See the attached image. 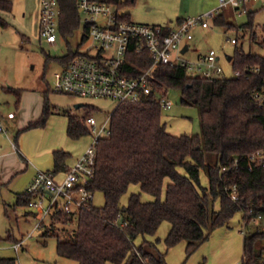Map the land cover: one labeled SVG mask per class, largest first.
<instances>
[{"label": "trees", "instance_id": "1", "mask_svg": "<svg viewBox=\"0 0 264 264\" xmlns=\"http://www.w3.org/2000/svg\"><path fill=\"white\" fill-rule=\"evenodd\" d=\"M102 1L120 5V0ZM59 5V32L67 39L81 23L78 0H59ZM12 8V0H0V11L10 12ZM253 15H249L250 20ZM214 22L233 26L224 13ZM0 26H7L1 14ZM245 26L252 28V21ZM83 40L77 51L61 59L63 65L80 52ZM129 56L139 69L150 65L145 55L130 51ZM233 64L235 69L264 64V56L237 50ZM139 69L132 67V74H139ZM152 84L154 91L148 99L118 104L111 113L110 133L97 145L96 172L85 186L92 192L101 191L104 205L91 202L88 209L73 213L60 209L49 225L43 223L45 235L56 233L58 224L76 223L74 228H64L56 235L58 254L77 264H168L167 251L158 247L160 239H148L164 221L171 225L164 238L167 249L185 241L187 260L237 212L249 220L258 212L264 215V167L255 164L250 169L249 164V155L264 145V105H258L249 95L261 84L260 78H205L190 75L181 64H159L152 70ZM170 88L180 89L182 101L199 108L201 134L176 135L168 130L162 119L164 108L156 101L155 92L167 93ZM85 108L88 114L95 110L94 105ZM52 113L46 101L41 117L24 129L45 126ZM65 114L71 138L92 135L86 122L88 114ZM69 155L63 149L54 151L55 173L68 170ZM202 173L208 179L207 185L202 183ZM166 179L169 182L162 198ZM134 183L141 191L132 193L128 203L122 205V196ZM234 185L237 200L227 190ZM142 191L152 194L153 200L144 201ZM28 202L29 196L22 194L19 204L28 206ZM139 237L143 240L137 243ZM243 246L241 264L259 261L264 256V229L246 234ZM12 263L15 258L0 254V264Z\"/></svg>", "mask_w": 264, "mask_h": 264}, {"label": "rangeland", "instance_id": "2", "mask_svg": "<svg viewBox=\"0 0 264 264\" xmlns=\"http://www.w3.org/2000/svg\"><path fill=\"white\" fill-rule=\"evenodd\" d=\"M12 2V11L1 13L7 20V26H0V103H6L10 109L16 110L18 97L13 89H24L37 92L44 104L46 101L50 103L52 111L57 116H64L68 111L84 116L88 114L85 107L94 105L97 122L103 124L118 106L117 100L75 96L54 90L63 69L61 59L67 57L71 51H77L80 46L85 31L84 21H81L74 35L67 39L59 32L58 40L53 45L40 36L38 16L41 11V0H12ZM218 4L219 0H120V5L116 6V9L120 14L137 23L176 27L179 20L202 15ZM257 9L252 20L248 15L238 16L230 8L224 9L222 13L226 14L233 23L231 27L217 24L214 19H210L209 28L195 27L193 38L189 40L191 49L182 54V57L194 61L197 55L214 49L218 52L220 64L224 68L223 75L234 77V64L228 59V55H234L237 50L264 55V45L258 42L264 37V9L260 7ZM250 21L253 27H246V36L242 37L238 44L231 42L232 37H237L235 25H245ZM253 32L258 36L256 41L251 39ZM167 96L173 102L170 109L162 111V119L166 122L168 130L176 135L201 134L199 108L185 104L180 89L170 88ZM77 103L83 105L77 107ZM10 135H13L12 131ZM87 135L82 142L91 140L90 135ZM202 183L204 185L207 183L204 173H202ZM140 191L139 184H131L122 196L121 204L126 205L130 195ZM141 197L144 201L154 198L152 194L144 191ZM162 198H165V191ZM16 200L13 193L4 196V200L0 197V254L15 258V263L12 264H77L76 261L58 254L56 235L63 233L64 228L69 230L74 228L76 223L58 224L56 233L45 235V226L35 228L38 222L36 210L24 204L18 205ZM92 202L95 206L104 205V194L101 191L93 192ZM242 216L241 211L237 212L227 224L214 230L210 238L188 258L186 264L241 263L244 257L245 235H250L257 229H264V217L244 227ZM51 217L45 218L46 225L51 223ZM170 226L168 221H164L153 236L154 240L160 239L159 247L162 251H166L164 238ZM30 233H32L31 237L28 236ZM24 236H26L24 245L17 252L13 243L15 239ZM185 259L184 241L182 245L169 249L168 264H182Z\"/></svg>", "mask_w": 264, "mask_h": 264}, {"label": "built area", "instance_id": "3", "mask_svg": "<svg viewBox=\"0 0 264 264\" xmlns=\"http://www.w3.org/2000/svg\"><path fill=\"white\" fill-rule=\"evenodd\" d=\"M258 7L264 9V0H219L215 8L199 16L179 20L176 27H170L134 22L120 14L114 4L106 1L78 0L81 21H84L85 27L82 38L84 40L80 52L68 64L63 65L54 90L75 96L114 99L120 104L141 102L151 96L154 91L152 70L159 64H181L192 76L226 77L223 75L224 68L220 64L216 50L201 53L191 61L182 57V54L190 51V45L186 51H183V48L193 38L195 27L209 28L210 19L222 14L224 9L230 8L238 16H249L251 13L255 14ZM60 12L59 0H41L40 36L53 45L58 40ZM235 29L237 37H232L231 42L238 44L240 39L246 36L247 29L244 24L235 25ZM251 39L258 40L255 32L252 33ZM258 42L264 45V37ZM130 51L145 55V59L150 60V65L139 69V65L130 59ZM230 61L233 62V55ZM132 67L141 70L140 73L133 75ZM234 74L237 78L251 76L260 78L261 84L251 89L249 95L255 103L263 106L264 64H249L243 69H234ZM155 99L164 109L173 106L172 100L164 91L155 92ZM4 116L14 117L15 112H5L0 105L1 131H6ZM110 119L111 113L103 124H99L93 114L86 116V122L92 131L91 143L78 160L69 166L61 180L56 178L54 171L37 172L24 192L29 196L28 206L37 212L38 222L35 228L43 227L45 218L60 209L73 213L81 208L90 207L93 192L89 191L85 184L95 175L97 145L101 137L110 133ZM249 164L250 169L255 164L264 167V145L249 155ZM227 190L232 199H238L235 185ZM252 212L258 211L253 209ZM261 217L264 215L258 212L250 220L243 218L244 227L249 222H258ZM28 236L31 237L32 233ZM25 239L26 236L13 244L17 252ZM254 264H264V256Z\"/></svg>", "mask_w": 264, "mask_h": 264}, {"label": "crops", "instance_id": "4", "mask_svg": "<svg viewBox=\"0 0 264 264\" xmlns=\"http://www.w3.org/2000/svg\"><path fill=\"white\" fill-rule=\"evenodd\" d=\"M2 12L4 11H0V14ZM38 18L40 19V13ZM14 93L18 97L16 110L10 109L6 103H0L5 112H15L14 117L4 116L3 122L6 131L0 130V197L4 200V196L13 193L17 198L16 204L21 205L19 204L20 196L24 194L37 172L39 170L55 171V150L63 149L69 152L70 155L66 163L71 166L85 151L92 140V135L89 134L91 140L88 142H82L88 135L78 139L71 138L68 135V116L66 114L57 116L55 113L50 115L45 126L32 127L25 130L24 128L30 122L36 121L41 117L44 103L37 92L17 89L16 91L14 90ZM91 114L95 116L94 112ZM10 131H12L13 135H10ZM64 174L65 170L58 171L56 172V178L61 180ZM168 182L169 179H166L164 191ZM148 239L154 241L153 236H148ZM142 240L143 238L139 237L137 243ZM182 243L183 241L177 245H182ZM169 249L166 247L167 254Z\"/></svg>", "mask_w": 264, "mask_h": 264}, {"label": "water", "instance_id": "5", "mask_svg": "<svg viewBox=\"0 0 264 264\" xmlns=\"http://www.w3.org/2000/svg\"><path fill=\"white\" fill-rule=\"evenodd\" d=\"M187 48H188V44H186V45L184 46L183 51H186ZM228 59L231 60V59H232V55H228ZM81 105H83V103H77V104H76L77 107H79V106H81Z\"/></svg>", "mask_w": 264, "mask_h": 264}]
</instances>
